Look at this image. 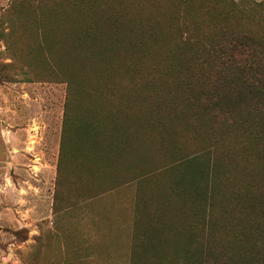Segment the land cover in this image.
I'll use <instances>...</instances> for the list:
<instances>
[{
  "label": "rangeland",
  "instance_id": "rangeland-1",
  "mask_svg": "<svg viewBox=\"0 0 264 264\" xmlns=\"http://www.w3.org/2000/svg\"><path fill=\"white\" fill-rule=\"evenodd\" d=\"M240 25L264 45V0H0V264L238 253L220 209L264 188V116L212 112L198 80Z\"/></svg>",
  "mask_w": 264,
  "mask_h": 264
},
{
  "label": "trees",
  "instance_id": "trees-1",
  "mask_svg": "<svg viewBox=\"0 0 264 264\" xmlns=\"http://www.w3.org/2000/svg\"><path fill=\"white\" fill-rule=\"evenodd\" d=\"M209 45L210 62L205 67V76L198 80L203 88L200 94L204 96V102L212 107V112L227 118H232L239 106L248 109L247 113L253 110L264 116V45L241 25L224 27ZM9 78L0 75V80H11ZM250 178L247 183L233 181L228 185L220 209L222 223L235 229L233 234L226 233V243L232 245V240L240 243L236 244L238 253L230 251L232 248L228 245L219 251L208 250L200 264H248L243 257L245 249H252L258 242L259 232L264 234V188L252 193ZM247 216L250 221L246 220ZM207 222L213 232V219ZM246 227H255L257 235L248 237L244 230ZM254 259L251 258V264H256Z\"/></svg>",
  "mask_w": 264,
  "mask_h": 264
}]
</instances>
